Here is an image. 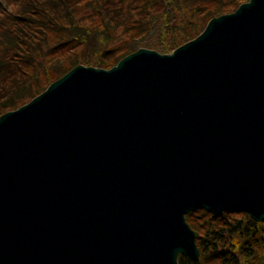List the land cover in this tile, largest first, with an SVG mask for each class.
<instances>
[{
    "label": "water",
    "instance_id": "95a60500",
    "mask_svg": "<svg viewBox=\"0 0 264 264\" xmlns=\"http://www.w3.org/2000/svg\"><path fill=\"white\" fill-rule=\"evenodd\" d=\"M123 78L161 93L142 99ZM185 92L197 104L182 120L197 119L187 135L168 101ZM115 168L127 169L122 191L90 190ZM137 201L152 212L135 225L122 208ZM194 208L264 221V0L210 19L170 54L139 49L110 70L76 66L0 116V264L195 261L184 220Z\"/></svg>",
    "mask_w": 264,
    "mask_h": 264
},
{
    "label": "trees",
    "instance_id": "16d2710c",
    "mask_svg": "<svg viewBox=\"0 0 264 264\" xmlns=\"http://www.w3.org/2000/svg\"><path fill=\"white\" fill-rule=\"evenodd\" d=\"M247 0H0V115L27 103L73 67L112 66L141 47L169 53L197 36L209 19ZM213 4V8L206 6ZM100 17L83 26L79 8ZM128 33L114 49L116 35ZM120 43V42H119ZM80 47L68 54L64 49ZM195 230V264H264V222L243 212L186 215ZM179 264H193L184 257Z\"/></svg>",
    "mask_w": 264,
    "mask_h": 264
},
{
    "label": "bare ground",
    "instance_id": "6f19581e",
    "mask_svg": "<svg viewBox=\"0 0 264 264\" xmlns=\"http://www.w3.org/2000/svg\"><path fill=\"white\" fill-rule=\"evenodd\" d=\"M124 79V78H123ZM136 79V78H135ZM133 78H126L124 79V81H126V83H130V87L132 89H135L138 91L140 97L142 99H145L146 97V93H148L149 95L151 93H149V91H152V93H161V90L158 89H145L144 90V87L146 86V82L143 81V80H135ZM83 84V83H82ZM172 84V83H171ZM152 85V84H151ZM149 86V85H148ZM147 86V87H148ZM145 87V88H147ZM149 88V87H148ZM152 88V87H151ZM154 88V87H153ZM163 91V90H162ZM190 91V90H189ZM170 92V91H169ZM173 92V91H172ZM168 93V92H167ZM155 95V94H154ZM86 96V95H85ZM192 94L189 93V92H185V93H182L181 94H178L177 93V96L174 95L173 93L169 96V100L170 99L172 101L175 102L176 104V109L175 111L172 109L170 111V113H173L174 112V118L173 119H170V122H172L173 124H177V125H180L182 127H184V130H183V133L184 135H187L188 133H190V122L194 121V120H197L196 118H192V119H186L185 121H182L184 118H187L188 115H190L191 111L193 112V110H196L197 109V104H192ZM87 98V97H86ZM110 98H108L109 100ZM137 99V98H136ZM139 99V98H138ZM171 103V102H170ZM173 103V102H172ZM174 105V104H173ZM110 106L111 108H113V106H115V103L113 102H110ZM116 107V106H115ZM118 108V107H117ZM120 109V108H119ZM118 109V110H119ZM193 114V113H192ZM179 116V117H178ZM191 116V115H190ZM119 134V133H118ZM192 135V134H190ZM189 135V136H190ZM172 136V135H171ZM164 138V137H161V139ZM187 140H189V137L187 138ZM52 161V160H51ZM127 169L126 168H115L114 171H112L111 173V179H110V182H109V185L106 184L105 182L102 183L104 181V176L101 174V171L99 173L96 174V176L94 177L93 179V182H92V187H90V190L93 189L94 187H96L94 190L92 191H95V190H103L105 188H107L109 186V190L110 191H116V190H119V191H122L123 189V186H122V181H120V179H125V177L123 176V172H125ZM132 171V170H131ZM133 172V171H132ZM135 172V171H134ZM137 178L138 177H141L142 176V179L144 180L142 183L141 181H139V184H138V187H140V189L142 188V186L146 183L147 179H148V175H147V171L144 170V168H139V170L135 173ZM110 175V174H109ZM140 179V178H139ZM141 179V180H142ZM146 179V180H145ZM102 183V184H101ZM125 189V188H124ZM108 190V191H109ZM92 191H88L86 193V196H90ZM144 191V190H143ZM150 192V191H149ZM151 196V195H150ZM127 197V196H126ZM137 200H139V197H136ZM141 199V198H140ZM224 202H227L225 200H217V203L220 204V205H223ZM142 202H128L126 203L122 210L123 211V214L125 216H127L129 218V220H131V218H135L134 221H132L133 224L137 225L139 223V219L142 218V217H146V216H149L150 213L152 212V207L151 206H147V204H143ZM137 205V206H136ZM119 215V214H118ZM122 221V220H121ZM124 224V223H123ZM61 253V252H59ZM62 259V258H61Z\"/></svg>",
    "mask_w": 264,
    "mask_h": 264
},
{
    "label": "rangeland",
    "instance_id": "374dc122",
    "mask_svg": "<svg viewBox=\"0 0 264 264\" xmlns=\"http://www.w3.org/2000/svg\"><path fill=\"white\" fill-rule=\"evenodd\" d=\"M206 6H209L211 8H213V4H206ZM233 12V11H232ZM76 17L79 19V23L83 26H89V27H93V28H102V21L100 19V17H98L96 14L93 15L91 14L89 11L84 10V8H79L76 11ZM208 21H206L207 24ZM205 24V26H206ZM204 26V27H205ZM204 29V28H203ZM124 39H128V33L124 32L123 34L118 33V35H116V41H115V45L113 46L114 49H117L116 47H120L117 50H119L118 52H116V55H119L122 52V45H121V40ZM120 42V43H119ZM80 49V47H76L73 49H64L63 52L65 54H68L70 51H78ZM112 64V60L107 63V67L104 68H108Z\"/></svg>",
    "mask_w": 264,
    "mask_h": 264
}]
</instances>
